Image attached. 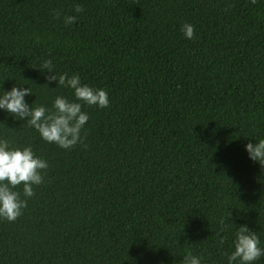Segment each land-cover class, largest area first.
<instances>
[{
  "label": "trees",
  "instance_id": "16d2710c",
  "mask_svg": "<svg viewBox=\"0 0 264 264\" xmlns=\"http://www.w3.org/2000/svg\"><path fill=\"white\" fill-rule=\"evenodd\" d=\"M45 60L109 105L84 106L70 149L0 112V136L48 163L0 220V264H226L241 224L264 247V167L243 149L264 138V0H0V91L72 99Z\"/></svg>",
  "mask_w": 264,
  "mask_h": 264
},
{
  "label": "clouds",
  "instance_id": "9594fccd",
  "mask_svg": "<svg viewBox=\"0 0 264 264\" xmlns=\"http://www.w3.org/2000/svg\"><path fill=\"white\" fill-rule=\"evenodd\" d=\"M73 10L79 13L82 7L74 4ZM53 15L58 16L59 13L54 11ZM75 20L76 16L73 15L63 17L65 24H71ZM181 31L186 39L193 38L194 29L191 24H183ZM43 68L46 80L55 82V87L70 89L72 99L58 94L50 107L43 104L33 106L34 101L29 104L25 99L33 95L31 90L24 86H13L10 90L0 91V112L5 114V119L11 116L14 121H24L45 142L70 149L83 142L81 130L89 119L88 113L83 110L84 106L107 108L108 93L103 88H93L87 83H82L79 74H57L53 70L51 60L43 61ZM243 149L251 161L264 167V138H259L254 143H245ZM47 168V161L37 156L31 145L12 146L6 138L0 136V220L11 222L22 214L27 205V198L34 195L33 186L43 182L41 173ZM220 224L223 230V217ZM224 239V236H219V244L222 245ZM231 247L232 250L226 254V264H254L264 256V247L260 246L256 232L246 224L236 228ZM182 264H202V258L186 253L182 257Z\"/></svg>",
  "mask_w": 264,
  "mask_h": 264
}]
</instances>
